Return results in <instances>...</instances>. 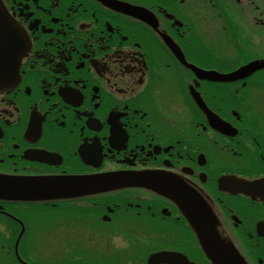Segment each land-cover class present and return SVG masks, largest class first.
<instances>
[{
    "label": "flooded vegetation",
    "instance_id": "flooded-vegetation-1",
    "mask_svg": "<svg viewBox=\"0 0 264 264\" xmlns=\"http://www.w3.org/2000/svg\"><path fill=\"white\" fill-rule=\"evenodd\" d=\"M1 1L28 44L0 90V180L155 172L205 202L137 185L43 201L0 192L5 260L40 264L32 249L47 237L44 264H212L180 210L209 209L222 242L264 264V186L261 197L218 183L264 177V66L226 82L205 72L264 59V0Z\"/></svg>",
    "mask_w": 264,
    "mask_h": 264
},
{
    "label": "water",
    "instance_id": "water-1",
    "mask_svg": "<svg viewBox=\"0 0 264 264\" xmlns=\"http://www.w3.org/2000/svg\"><path fill=\"white\" fill-rule=\"evenodd\" d=\"M2 14H3V12H2V10L0 8V15H2ZM1 17L2 18H0V22H1V19L3 20V16H1ZM15 36H16V34H15ZM21 45H22L21 42L19 43V42L16 41L14 47L12 48V51H14V52H12L11 54H9L10 57L12 56V57L15 58L16 63L18 62L21 54L23 53V49H22L23 46H21ZM19 47H21V48H19ZM0 60L1 61H4V58L2 57V52H0ZM256 64L257 63H254V64L250 65L249 68L246 67V68H244L242 70H239L238 72H241V71L248 72L249 70H251L253 68H256V66H257ZM17 65H18V63H17ZM17 65H16V67H17ZM16 67H12V66L6 67V66H3V65H0V85L3 84L2 81L4 79L10 77V75L12 74V72H14L17 69ZM62 184H64V182L63 181H60V180L37 181V182H32V184L29 185V186H22L21 189H20V192L23 193V194H25V193L31 194L33 192L30 191L28 188H31L32 186H35V185H40L42 187L45 186V190H44V193H43L44 195H46V192H49L50 193L51 191H52V193H58V192L61 191V186L60 185H62ZM26 189H28V190H26ZM201 211H202L201 209H197L196 212H193L191 210V213L192 214H196L197 215V219L195 221H193V223L195 224V227L197 229L198 228H201V227H204L203 225H205L204 224L205 222L201 221V219H200V215L204 214V212H201Z\"/></svg>",
    "mask_w": 264,
    "mask_h": 264
},
{
    "label": "rangeland",
    "instance_id": "rangeland-1",
    "mask_svg": "<svg viewBox=\"0 0 264 264\" xmlns=\"http://www.w3.org/2000/svg\"><path fill=\"white\" fill-rule=\"evenodd\" d=\"M45 221V220H44ZM46 222V221H45ZM38 231V230H37ZM37 231L36 233L34 234L36 237H37ZM46 231V229H45ZM47 232V231H46ZM34 235H32L31 233H26V236L28 237H33ZM47 236V234L41 236V238ZM38 237H40L38 235ZM37 239V238H36ZM47 240V237L45 240H41L42 242V245L38 247L37 251H36V246L32 249V253L35 255V252L38 254L37 256L41 255V254H44V257L42 258H35L37 262H39L40 264H44V262H46L48 259H49V252H48V249H47V246L45 245V242ZM4 251L6 252V249H4ZM0 252V264H9L5 259L7 257V252ZM9 256V255H8ZM43 259L45 261H43ZM34 260V259H33Z\"/></svg>",
    "mask_w": 264,
    "mask_h": 264
}]
</instances>
